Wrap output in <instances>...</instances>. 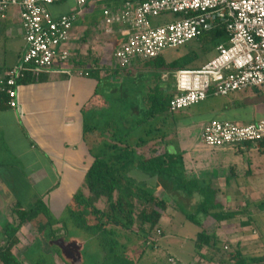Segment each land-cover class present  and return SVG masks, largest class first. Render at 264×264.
Returning <instances> with one entry per match:
<instances>
[{"label": "trees", "instance_id": "16d2710c", "mask_svg": "<svg viewBox=\"0 0 264 264\" xmlns=\"http://www.w3.org/2000/svg\"><path fill=\"white\" fill-rule=\"evenodd\" d=\"M175 16L178 18L181 15ZM229 37L225 25L215 22L210 30L203 31L195 40L202 44L203 50L215 53L211 58L213 59L218 54L216 47L220 43H226ZM70 62L72 71L75 68L82 69L83 75L95 77L99 81L95 101L98 105L86 107L82 112L84 135L94 161L60 217L51 213L42 198H38L28 208L22 206L21 200L17 198L12 209L15 219L7 221L3 226L0 264H25L13 248L19 244L18 233L26 222H37L39 233L33 247L25 254L30 264H53L52 251L56 254L61 251L54 245L51 247V254L46 253L43 241L57 240L60 230L86 238L83 250L86 262L83 264H136L137 260L132 258L127 245L130 241L128 234L135 233L145 238V249L157 246L158 237L163 238L166 234L161 223L162 217L172 203L188 221L200 227L193 240L195 253L204 256L201 251L206 248L213 255H221V240L214 229L207 227L206 220L229 221L242 217L245 210L226 209L217 197V189L212 182L188 177L182 152L171 151L168 146L170 143H167L170 133L162 127L170 114L176 115L179 112L170 108L174 90L164 86L173 83L175 88L174 77L178 70L196 68L188 67L189 61L186 60L166 62L160 54L149 59L137 58L130 66L119 68L114 74L100 78L103 69L90 55L71 58ZM88 63L93 66L87 68ZM135 69L146 72L134 76ZM1 70L2 68L0 72ZM10 70L0 78V97H3L2 103H7L8 106L9 96L1 87ZM121 71H125L126 77L130 79L138 82L143 80L141 84L145 92L143 91L142 97L145 105L139 103L137 96L129 97L131 93H136L135 85H122L120 91H123V96L116 103L107 97L104 90L110 81L116 80V87L120 86L115 75ZM43 80L45 77L42 73L27 71L18 80V84ZM150 82L153 86L149 85L147 91V84ZM4 107L0 103V109ZM114 108L118 109L117 113H114ZM260 143L264 145V140ZM42 218L45 219L44 222L41 221ZM252 222L253 218L249 216L248 220L241 223L250 226ZM152 232L160 236L152 237ZM234 248L230 257L238 259L237 264H264L263 253L243 251L239 246ZM99 255L101 260H98ZM142 255L143 253L139 257ZM220 255L218 259L225 264L226 259L223 256L219 258ZM225 255L227 256L226 253Z\"/></svg>", "mask_w": 264, "mask_h": 264}, {"label": "crops", "instance_id": "0c3cea01", "mask_svg": "<svg viewBox=\"0 0 264 264\" xmlns=\"http://www.w3.org/2000/svg\"><path fill=\"white\" fill-rule=\"evenodd\" d=\"M111 1L112 5L104 6L103 12L106 8L119 11L125 6L124 0ZM52 7L50 6L49 9L55 17L75 9L71 7L68 11L55 12ZM100 25H105L104 15H102ZM95 28L102 33L112 34L110 38H113L110 39L109 44L114 46V50L125 38L123 26H107L105 29L97 26ZM86 32L87 30L84 29V31L77 33L74 25L68 48L73 59L80 55L85 57L90 55L93 61H97L99 67L103 69L100 73V78H102L106 70L104 63L107 62V59L105 51H101L98 45L91 42L94 37L92 32L88 33L90 37L86 38L85 43L77 46V44L79 45L77 42L79 36L86 37ZM0 34L7 40H17L19 43L16 48L17 56L9 65L0 66L2 68L0 78H3L8 70L17 65L25 48L24 28L18 8H9L6 17L0 16ZM114 50L111 61L112 66L117 70L122 67L114 58ZM91 66H93L92 63H88L87 68ZM71 68V62L64 67L56 66L40 72L45 80L20 84L18 105L15 108L8 106L7 103L3 104V97H0L1 105L5 106L0 109L1 134L3 133L2 128L6 129L9 125H15L28 142L30 150L44 158L50 166L51 173L55 177V183L40 198L44 200L51 213L56 216H61L64 213L94 161L84 135V115L82 112L86 107L98 105L95 101L99 81L95 77L83 75L82 69L75 68V71H72L73 68ZM149 85L153 86V83L147 84V91ZM164 87L175 92L173 83ZM138 91L135 93V97L137 96L140 104L145 105L143 94L140 95L141 90ZM220 97H225V100L220 99ZM199 105V107L194 106V110L190 109L183 112L186 113L185 116L177 118L176 145L170 149L173 152H182L188 177L208 180L214 184L217 189V197L221 199L226 209L245 210L242 217L218 223L221 227L214 229L217 237L219 235L224 237L225 233V236L228 235L232 238H228L232 241V247H245L244 244L249 242L244 243L242 238L249 235L253 236L252 233L258 230L261 238L260 241H257V245H260V252L264 254V248H262L264 246V221L260 223L259 227L254 223L255 219L252 216L251 226L256 225V228L252 227L251 229L241 223L248 220L251 214L249 208L252 207L257 208L260 219H264V183H260L259 180L260 174L263 173L261 166L262 161H264V145L255 142L246 146L226 145L212 148L205 145L201 138L206 123L211 120L248 124L264 119V86L231 93L227 96L210 95ZM3 166L5 164H0V167ZM4 189H8V187L4 186ZM5 192L2 190L7 198L8 194L6 195ZM14 199V197H10L8 202ZM169 215L172 218L174 216L169 210H166L162 217L161 223L165 230L172 222ZM5 221V212L2 211L0 212V222L2 223L0 226H3ZM238 222H240L241 228H236L229 233L226 230L223 232L222 228H228V226L236 225ZM1 234L2 232H0V244H3V235ZM210 252L211 256L207 255V257L214 256L212 251ZM22 260L24 261V259Z\"/></svg>", "mask_w": 264, "mask_h": 264}, {"label": "built area", "instance_id": "2783aa9c", "mask_svg": "<svg viewBox=\"0 0 264 264\" xmlns=\"http://www.w3.org/2000/svg\"><path fill=\"white\" fill-rule=\"evenodd\" d=\"M64 0H0V16L9 8L19 9L24 28L25 48L11 68L1 90L9 96L12 108L18 105V80L27 71L44 72L71 61L68 48L71 30L82 7L91 0H74L77 9L55 17L49 7ZM125 6L103 12L106 26H123L125 38L114 50L122 67L137 58L157 57L167 48H176L210 30L215 22L229 32L220 43L218 54L196 69H181L175 74L172 111H181L205 101L210 94L231 93L264 86V0H124ZM180 14L175 20L154 26L151 19L163 13ZM3 82V81H2ZM202 142L212 148L246 146L264 140V119L238 124L211 120L202 132ZM160 231H158L159 233Z\"/></svg>", "mask_w": 264, "mask_h": 264}, {"label": "rangeland", "instance_id": "374dc122", "mask_svg": "<svg viewBox=\"0 0 264 264\" xmlns=\"http://www.w3.org/2000/svg\"><path fill=\"white\" fill-rule=\"evenodd\" d=\"M107 5H112V1L91 0L86 6L82 7L83 10L77 22L75 23L77 33L84 31V29L87 30L86 37H83V35L79 36L77 40V42H79V45L77 44L78 47L87 41L86 38L90 37L89 34L92 32V34L94 35L92 39L94 40L91 39V42H93V44L95 45H98L101 51H105L107 62L105 61L104 63V65L106 66L104 76H106L107 74H114V70H116L112 66L111 61L114 46H111V44H109L110 39L113 38H110L112 34H109L107 32L102 33L98 31L99 29L97 30V28H95L97 26L101 29L107 28L106 25L99 26L103 15V8ZM51 6H53L52 8L55 12H63L64 10L68 11L71 7L77 9L75 1L73 0H64L61 3L53 4ZM175 19H177L175 14L169 12L152 18L151 21L152 24L156 26ZM95 31H97V33H95ZM17 42V40H7L0 34V66L9 65L14 57L17 56L18 53L16 52V48L19 46V43ZM214 54L215 53L213 51L210 52L203 50L202 44L193 39L183 46L165 49L162 53V58L166 62H172L176 59H181L184 61L186 60L189 61L188 67L197 68L201 67L204 63L211 59ZM193 55H195L196 57H194ZM142 72L146 71H137L135 69V72L133 74L135 76ZM165 74L168 76L167 73ZM126 76L127 73L125 71H121L119 72V74L115 75V78H117V82L120 83V86L116 87V80L115 82L110 81V83L106 86L104 92L111 101H114L116 103L117 99L123 96V91H120L122 89L120 88L122 85H125V87H128L129 85L133 87L135 85V92H139L138 88L141 87L142 92L140 91V94L145 90V88L141 86V82L143 80H140L138 82L135 79H130V77ZM169 79L173 78L169 77ZM134 96V93H131L129 95V97L131 98H134ZM224 98L225 97H220V99L225 100ZM200 105L198 104L194 106L199 107ZM194 106L190 107L189 109H183L179 113H175L176 115L170 114L168 116L167 122L163 123V130H167L168 134L170 133L167 139V143H170V145H168L170 148L176 145L175 142L177 139L176 123L178 121L175 122L174 120L178 117L181 118L182 116H185L186 113L183 112L190 109L194 110ZM117 108H114V113L118 112ZM122 113H125V110H122ZM2 132V134L0 132V164H5V166L0 167V212H5L6 221H13L15 217L12 214V209L17 201V198L21 200L22 206H24L25 208L30 207L38 198L44 195V193L54 185L55 177L51 173L48 162L44 158L38 156L36 153L30 150L29 145L27 144L28 142L22 136L15 125H9L6 129L2 128ZM261 169L263 173L260 174L259 180L260 183H264V161H262ZM42 176L44 177L42 178ZM137 176L138 175L134 177ZM257 178H255V180H257ZM4 186L8 187V189H4ZM2 190L6 191V195L8 194L7 198L5 194L2 193ZM10 197H14L15 199L8 202ZM4 203L6 206L4 205ZM249 209L251 211L250 216H254V223L260 227V223H263L264 219H260V214L258 213L259 210L255 207ZM167 210H169L171 214H174V216L172 215V218L171 215H169V219L172 222L169 221L170 224L165 230L166 235L163 238H159V234H155L154 232H152L151 234L152 237H155L157 235L156 237H158L159 239V243L157 246L147 247L145 249L144 244L145 242H147L145 238L135 233L128 234V238L130 239V241L129 243H127V245L129 247V250H131L130 254L132 258L137 260L136 264H224L223 262H220L217 254L213 257L215 259H212V257H206L207 255L211 256V252L206 248L202 249L201 251L204 256L196 254L193 239L200 231V227L188 221L185 215L182 212L178 211L174 203H172ZM56 217H60V215H57ZM244 217L246 218V215H244ZM6 221L4 222V224L6 223ZM41 221L44 222L45 219L42 218ZM218 223L220 222H215L210 219L206 220V225L210 229L220 228L221 226H219ZM0 225H2L1 222ZM256 225H250L247 228H256ZM3 226H0V232H2ZM59 226L60 225H58V227ZM236 228H241L240 222L236 223V225H230L228 226V228L224 227L222 229L224 230L223 232H225L226 230V232L229 233ZM72 234H75V232ZM252 234L254 235H249L247 237L244 236L242 238L244 243H249L244 244L245 247L240 248H242L243 251L249 250L250 252L260 254V245H257V241H260L261 238L260 231L257 230ZM38 235L39 233L37 222H26L20 228V231L18 233L20 242L13 248V251L21 259H24L25 264H30L25 254H27L26 252L33 247L35 238ZM223 236L224 237H221V235L218 236L221 240V246L223 248L222 254H218L220 255L219 258L223 256V258L227 261L225 264H237L236 262L238 259L230 257V253L235 250V248L231 246L232 241L229 240L232 238L228 237V235L225 236V233ZM125 240L126 239H124V242ZM54 245L59 247L61 251L60 254H56L51 250V247ZM85 245V237L67 234L65 233V230L59 231L57 240L49 242L43 241L44 251L48 254H51L52 251L51 256L53 264H83V262H86V257L83 256ZM93 246H95V244ZM262 248H264V246ZM141 253H143V255L142 257H139ZM225 253L227 254V256L225 255ZM89 258L91 259L92 257L89 256ZM98 260H101L100 255L98 257Z\"/></svg>", "mask_w": 264, "mask_h": 264}]
</instances>
